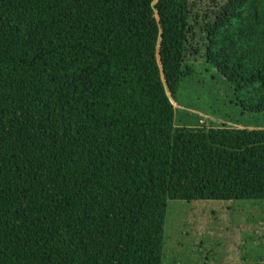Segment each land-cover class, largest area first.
Here are the masks:
<instances>
[{"label": "trees", "instance_id": "trees-1", "mask_svg": "<svg viewBox=\"0 0 264 264\" xmlns=\"http://www.w3.org/2000/svg\"><path fill=\"white\" fill-rule=\"evenodd\" d=\"M189 7L0 0V264H162L168 200H264V130L175 126ZM208 40L264 116V0Z\"/></svg>", "mask_w": 264, "mask_h": 264}, {"label": "rangeland", "instance_id": "rangeland-1", "mask_svg": "<svg viewBox=\"0 0 264 264\" xmlns=\"http://www.w3.org/2000/svg\"><path fill=\"white\" fill-rule=\"evenodd\" d=\"M229 0H189L183 74L173 101L175 126L264 130L234 88L207 62L209 32ZM264 263V200H168L162 264Z\"/></svg>", "mask_w": 264, "mask_h": 264}]
</instances>
